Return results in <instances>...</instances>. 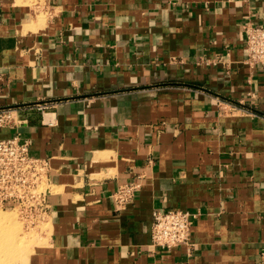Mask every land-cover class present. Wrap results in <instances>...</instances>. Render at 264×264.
<instances>
[{"label":"crops","instance_id":"1","mask_svg":"<svg viewBox=\"0 0 264 264\" xmlns=\"http://www.w3.org/2000/svg\"><path fill=\"white\" fill-rule=\"evenodd\" d=\"M248 22L264 26V0H0V109L17 121L0 140L29 139L52 168L30 264H264ZM159 209L198 215L190 250L153 246Z\"/></svg>","mask_w":264,"mask_h":264},{"label":"built area","instance_id":"2","mask_svg":"<svg viewBox=\"0 0 264 264\" xmlns=\"http://www.w3.org/2000/svg\"><path fill=\"white\" fill-rule=\"evenodd\" d=\"M245 64L250 68H264V26L248 22L243 26ZM51 103L38 104L41 112ZM17 121L14 110L0 109V128L14 127ZM32 142L19 134L0 140V210L14 211L26 229L47 223L51 215L48 202L50 192V158L36 157L31 153ZM141 189L139 182L122 184L113 194L119 207L133 202ZM197 214L174 209H159L153 213L152 244L164 250L185 246L193 247L192 228Z\"/></svg>","mask_w":264,"mask_h":264},{"label":"rangeland","instance_id":"3","mask_svg":"<svg viewBox=\"0 0 264 264\" xmlns=\"http://www.w3.org/2000/svg\"><path fill=\"white\" fill-rule=\"evenodd\" d=\"M45 223L26 229L14 211L0 210V264H30L37 246L46 242Z\"/></svg>","mask_w":264,"mask_h":264}]
</instances>
